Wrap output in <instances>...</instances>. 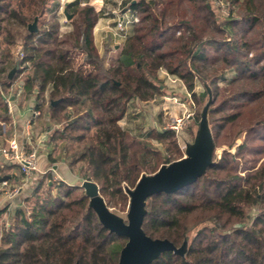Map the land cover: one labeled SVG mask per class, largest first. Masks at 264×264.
<instances>
[{"label":"trees","instance_id":"16d2710c","mask_svg":"<svg viewBox=\"0 0 264 264\" xmlns=\"http://www.w3.org/2000/svg\"><path fill=\"white\" fill-rule=\"evenodd\" d=\"M47 1L18 0L13 8L9 0H0V30L3 22L24 28V56L18 60L19 44L5 26L0 120L11 125L3 94L24 73L23 98L33 95L34 105L49 120L58 122L60 115L67 119L58 136L75 145L61 148L65 162L85 164V178L98 184L106 204L122 209L129 201L125 189L163 163L159 151L135 140L119 124L129 102L163 94L155 82L159 69L180 78L192 94L197 79L208 83L209 111L216 115L211 125L214 150L220 144L236 150H223L193 183L147 198L142 227L153 238H167L178 246L189 230L202 225L184 257L166 251L150 264H264V0H225L243 14L218 24L207 0H121L140 17L118 55L108 59L94 42L99 12L81 7L83 0L65 3L66 12L74 16L73 29L64 36H59L57 22L29 32L27 21L41 14ZM23 7L30 9V16L23 15ZM250 31L260 37L248 38ZM79 56L83 58L78 62ZM23 62L9 78V71ZM227 69L235 74L219 86ZM54 100L59 102L52 105ZM242 131L243 141L235 145ZM149 136L171 140L174 132L151 130ZM40 185L32 192L30 210L17 206L12 223L0 226V264H116L126 238L100 224L85 194L73 196L78 186L62 182L60 194L41 198ZM253 207L256 214L245 226L246 208Z\"/></svg>","mask_w":264,"mask_h":264},{"label":"rangeland","instance_id":"374dc122","mask_svg":"<svg viewBox=\"0 0 264 264\" xmlns=\"http://www.w3.org/2000/svg\"><path fill=\"white\" fill-rule=\"evenodd\" d=\"M10 7L16 8L18 0H9ZM71 0H48L44 10L41 14L37 16V27L42 28L44 26H49L55 24L56 22L59 24L58 33L59 36H64L68 32L72 31L73 25L71 21V17L74 16L73 13L70 18H68L64 14V6L65 3ZM210 5V9L213 12V17L216 19L217 24L224 21V19L228 17H233L234 19L240 18L243 12L241 10L235 9L231 10L232 6L228 1L225 0H207ZM121 0H83L81 3V7L83 6H93L96 12H99L100 17L93 29L94 34V42L98 48L99 54L104 56L105 59H108L110 56H117L120 49L122 48V43L124 41L125 36L131 33L133 28V23L126 26V30L119 33H116V25L118 18L124 13L126 10L123 5L120 4ZM30 9L23 7V15L26 14L30 16ZM131 14L136 15V12L127 10L126 15L130 16ZM34 17V16H33ZM33 17L27 21V24L33 21ZM137 21L139 20L140 14L137 16ZM8 23H2V29L0 30V51L6 48V43L4 41L6 34V27L8 30L12 31L15 37V44H21V37L24 33V28L22 26H18L15 24L7 25ZM26 24V27H27ZM96 30V31H94ZM125 32V33H124ZM115 34V35H112ZM119 34V35H118ZM214 38L217 40H221L222 35L218 33L213 34ZM256 38L260 37L256 32H249L248 38ZM14 45L11 46L13 48ZM17 50V48H16ZM15 50V52H16ZM211 52H213V48H210ZM82 56L78 57V62L82 60ZM122 59L127 60L128 56L123 55ZM170 77L168 80L167 74ZM235 72L232 69H227L224 73V78L218 81L219 86H223V84L234 76ZM24 73H20L19 77L14 79L13 85L5 92V95H12L15 93V90L19 86L18 84H22V78ZM158 79L155 80L157 84L160 85L163 90L162 95L154 96L153 98L147 101H141L134 99L129 102L127 107V111L124 116L119 120V124L127 129L130 132V136L135 140H141L147 145L159 151V153L163 156V163L166 159H173L181 155L184 156V148L186 143H190L193 141L198 121L200 118V112L208 99L207 93L204 94L205 84L209 86L210 91L211 87L208 83H205L199 79L196 80L194 94L188 92L183 81L178 78L176 75H172L168 73L164 69H159L157 72ZM22 86V85H21ZM33 95L30 100H26L27 102L33 101ZM46 99V98H45ZM47 100V99H46ZM22 99V103L26 102ZM46 104V103H45ZM2 102L0 101V107H2ZM211 107V106H210ZM209 107V109H210ZM42 112V110H41ZM1 114V111H0ZM216 115L208 112V119L210 127L213 124V119ZM72 116L71 118H74ZM58 122L56 120H46L44 116L40 115L38 119L35 121V131L33 134V138L37 141L38 145H44L43 141L48 142V148L45 150L46 154V168L42 169L44 173L35 174L34 179H31L28 184H22L20 182L23 178V174L20 172L17 165L15 166V170H11L7 166L4 168H0V177L4 175H12L15 178H18L20 181L15 183L21 187V191L17 192L15 195L8 197L5 195L6 191H10L13 188V183L11 181H5L6 183L0 182V226H6L13 221V213L17 206H23L26 210H30L32 205L35 202L34 197H32V192L36 188L37 184H41L38 191L39 196L45 197L47 194L58 195L60 194V185L65 184H79L83 179H86V169L85 164L78 162L73 166H69L67 162L63 159L61 148L66 145L69 146L71 144L72 147L75 144L70 142L69 140H62L59 138L58 132L62 129L63 125L67 121L63 115H60ZM46 122L49 123V126L46 125ZM5 123V122H4ZM240 127L234 129L235 133L239 130ZM151 130H156L157 132H162L164 130H172L174 132V137L171 140H162L154 138L153 136H149V132ZM11 130L9 125H3V121L0 120V133H2L5 137H9ZM55 132H57L55 134ZM77 134V133H76ZM245 136V131L240 133V137L235 140V145L241 143ZM221 142H225V138L220 139ZM30 150V148H27ZM223 150L230 151L234 153L236 150L235 146L228 147L225 144H220V146L216 147L214 150V161L215 159L220 158ZM49 154H51L52 159L49 158ZM39 155V153H38ZM44 156V155H43ZM248 155L245 154L244 157ZM180 157V158H181ZM179 159V158H178ZM173 161V160H172ZM239 165L242 166L243 160L238 159ZM171 162V161H170ZM162 163V164H163ZM50 164V165H49ZM57 164L58 168H61L63 172H59L58 175L61 178L54 179V173H52L53 168L51 165ZM14 172V173H13ZM149 173V172H144ZM62 180V181H61ZM46 184L51 185L50 189L46 190ZM23 188V190H22ZM63 189V187H61ZM73 196H81L84 194L83 188L78 186V188L74 191ZM27 198V201L25 200ZM128 206V205H127ZM111 210L119 214L120 216L125 218L127 207L119 209L114 206H109ZM246 218L242 222L243 225L249 226L254 215L256 214V209L253 207L251 209L246 208ZM191 221H189L190 223ZM201 224L193 227L186 233L187 237V247L194 237L198 236L200 232ZM202 234V233H200Z\"/></svg>","mask_w":264,"mask_h":264},{"label":"water","instance_id":"95a60500","mask_svg":"<svg viewBox=\"0 0 264 264\" xmlns=\"http://www.w3.org/2000/svg\"><path fill=\"white\" fill-rule=\"evenodd\" d=\"M64 14L70 18L64 9ZM29 32H37V16L27 24ZM17 66L13 67L8 77L11 78ZM208 99L203 105L193 141L186 143L184 156L169 163H163L153 173H142L134 187L126 188L129 196L125 218L111 210L99 192L98 184L92 179H83L77 186L88 197V206L94 211L100 224L109 232L126 238L120 249L116 264H150L166 251L184 257L187 252V238L180 245H175L167 238H153L146 234L142 224L147 213V198L157 193H173L187 186L206 173L213 160L214 141L208 119L209 106L212 101L208 85H204ZM59 100L51 101L54 105ZM49 118V116H47ZM10 176L0 177V182ZM78 264V262H75Z\"/></svg>","mask_w":264,"mask_h":264},{"label":"built area","instance_id":"2783aa9c","mask_svg":"<svg viewBox=\"0 0 264 264\" xmlns=\"http://www.w3.org/2000/svg\"><path fill=\"white\" fill-rule=\"evenodd\" d=\"M131 10L130 8H126L124 10L123 14L120 18L117 20L116 25V33H121L126 30V26L131 23L137 22L136 15L131 14L130 16L126 15V11ZM133 11V10H131ZM125 33V32H124ZM118 34V35H119ZM115 35V34H112ZM126 36V35H124ZM17 58L20 60L24 56V52L21 49V46L17 47L16 50ZM26 62L18 63L17 67L20 68L24 66ZM19 86L15 90L14 96H20L22 93V86L18 84ZM12 95V96H13ZM11 95H5L3 94V102L5 103L9 114L11 115V118H14L13 114V102L11 100ZM28 115L25 118V120L22 123V130L21 135L14 134L10 139H8L4 144L0 146V153L2 156L6 159L7 162L17 165L20 172L23 174V178L20 182L22 184H28V182L31 179H34L35 174H42L44 172H41L38 170V152L35 147H30L29 145H32V136L34 134L33 132V121L42 115L41 109L37 108L34 104L32 106H29L27 108ZM54 173V179L60 178L58 175L55 174L54 170L52 171ZM61 179V178H60ZM3 183H6L3 181ZM21 191V187L18 186V184L13 185V188L10 191H6L5 195L8 197H11L12 195H15L17 192Z\"/></svg>","mask_w":264,"mask_h":264},{"label":"crops","instance_id":"0c3cea01","mask_svg":"<svg viewBox=\"0 0 264 264\" xmlns=\"http://www.w3.org/2000/svg\"><path fill=\"white\" fill-rule=\"evenodd\" d=\"M95 29H96V27H95ZM94 31H96V30H94ZM164 73L167 74L166 72H164ZM167 75H168L167 76L168 80H170L169 79L170 77H173V76H170L169 74H167ZM12 95H11L10 98H11V100L13 102V105H14L13 106V109H12L13 110V114H14V118L12 119L10 117V119H11L10 120L11 121V125L9 123H7L6 121H3V125H7V124L9 125V128H10L11 132L9 134V137H5L2 133H0V146L2 144H4L8 139H10L14 134L21 135L22 123H23V121L25 120V118L28 115L27 108L29 106H32L34 104L33 101L27 102L28 100H30L31 97L28 98V99H25V98H23V96H22L23 94L22 93H21L20 96H14V95L12 96ZM22 99L24 101H26V100L27 101L24 102V103H22ZM47 116H48V114H46L44 116V118L46 120L49 119V118H47ZM35 121L36 120L33 121V126H32L33 127V132L35 131V128H36L35 127L36 126L35 125ZM46 125L49 126V123L46 122ZM43 143H44V145H42V146L41 145H38L37 141H35V138H33V136H32V145H29L28 146L29 148L30 147H35L36 150H37V152L39 153V155H38V170L41 171V172H43L42 169L46 168L47 160H46V157L45 156H46L47 153L45 152V150H47V148L49 146L48 145V142L43 141ZM4 166H7L11 170H15L16 169L15 166L13 164L7 162L6 159L0 153V168H4ZM51 166H52V168H53V170H54V172H55L56 175H58V169H59V172H63L61 170V168H58V165L57 164H54V165H51ZM7 181H11L13 183V185H14L15 183H17L20 180L18 178L13 177L12 175H10V177L7 179ZM22 190H23V188H22Z\"/></svg>","mask_w":264,"mask_h":264}]
</instances>
